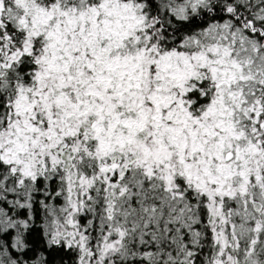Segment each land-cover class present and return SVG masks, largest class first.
I'll use <instances>...</instances> for the list:
<instances>
[{
	"label": "snow or ice",
	"instance_id": "snow-or-ice-1",
	"mask_svg": "<svg viewBox=\"0 0 264 264\" xmlns=\"http://www.w3.org/2000/svg\"><path fill=\"white\" fill-rule=\"evenodd\" d=\"M0 264H264V0H0Z\"/></svg>",
	"mask_w": 264,
	"mask_h": 264
}]
</instances>
